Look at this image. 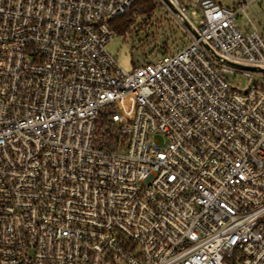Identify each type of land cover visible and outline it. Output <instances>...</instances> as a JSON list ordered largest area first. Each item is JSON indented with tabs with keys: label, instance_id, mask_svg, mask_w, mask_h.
I'll list each match as a JSON object with an SVG mask.
<instances>
[{
	"label": "built area",
	"instance_id": "obj_1",
	"mask_svg": "<svg viewBox=\"0 0 264 264\" xmlns=\"http://www.w3.org/2000/svg\"><path fill=\"white\" fill-rule=\"evenodd\" d=\"M134 1L0 0V264H264V36L156 0L188 42L124 71Z\"/></svg>",
	"mask_w": 264,
	"mask_h": 264
},
{
	"label": "rangeland",
	"instance_id": "obj_2",
	"mask_svg": "<svg viewBox=\"0 0 264 264\" xmlns=\"http://www.w3.org/2000/svg\"><path fill=\"white\" fill-rule=\"evenodd\" d=\"M217 3L229 7L235 13V22L243 31L256 28L264 36V0H215ZM246 4L239 11L240 5ZM149 17L141 15L136 18L130 31L125 34L113 32L112 37L105 44V50L124 71H130L133 67L148 61H154L167 52H174L188 42V37L176 20L158 2ZM185 11V16L194 25H198L202 18L199 5ZM166 49V51H164ZM242 80L240 87H244ZM122 100L116 103V107L129 102Z\"/></svg>",
	"mask_w": 264,
	"mask_h": 264
},
{
	"label": "trees",
	"instance_id": "obj_3",
	"mask_svg": "<svg viewBox=\"0 0 264 264\" xmlns=\"http://www.w3.org/2000/svg\"><path fill=\"white\" fill-rule=\"evenodd\" d=\"M156 5V0H135L124 14L111 20L112 32L117 34L128 33L136 18L141 15H144L145 18L149 17Z\"/></svg>",
	"mask_w": 264,
	"mask_h": 264
},
{
	"label": "water",
	"instance_id": "obj_4",
	"mask_svg": "<svg viewBox=\"0 0 264 264\" xmlns=\"http://www.w3.org/2000/svg\"><path fill=\"white\" fill-rule=\"evenodd\" d=\"M166 2V4L170 7V10H172L174 13L178 14V12L176 11L177 9H175L170 3L168 0H164ZM179 17L181 18L182 22L188 27L191 29V25L188 24V22L180 15L178 14Z\"/></svg>",
	"mask_w": 264,
	"mask_h": 264
}]
</instances>
